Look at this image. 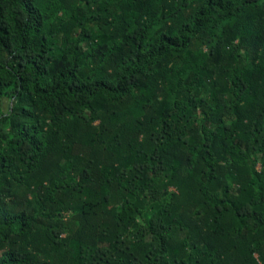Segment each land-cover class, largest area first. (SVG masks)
Wrapping results in <instances>:
<instances>
[{"label":"trees","instance_id":"1","mask_svg":"<svg viewBox=\"0 0 264 264\" xmlns=\"http://www.w3.org/2000/svg\"><path fill=\"white\" fill-rule=\"evenodd\" d=\"M0 264H264V0H0Z\"/></svg>","mask_w":264,"mask_h":264}]
</instances>
